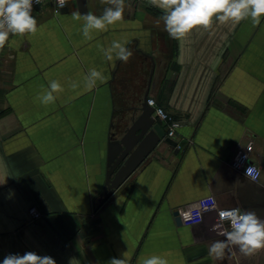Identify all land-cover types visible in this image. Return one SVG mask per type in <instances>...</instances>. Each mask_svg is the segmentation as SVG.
I'll use <instances>...</instances> for the list:
<instances>
[{"label": "crops", "instance_id": "0c3cea01", "mask_svg": "<svg viewBox=\"0 0 264 264\" xmlns=\"http://www.w3.org/2000/svg\"><path fill=\"white\" fill-rule=\"evenodd\" d=\"M105 7L68 0L55 13L45 2L32 12L38 31L10 36L0 50V264L28 251L56 264H109L123 252L129 264L163 253L169 264H264V250L210 254L212 240L226 238L210 230L214 212H193L214 196L222 208L264 219V18L255 27L214 18L209 28L173 40L160 9L125 0L123 21L86 40L72 12L99 16ZM112 40L129 41L127 63L104 59L100 48ZM149 54L156 59L149 97L179 123L178 151L158 146L100 204L111 142L142 113ZM91 67L107 80L86 91L82 77ZM51 80L64 91L43 105L37 96ZM249 144L262 169L258 181L231 166Z\"/></svg>", "mask_w": 264, "mask_h": 264}, {"label": "clouds", "instance_id": "9594fccd", "mask_svg": "<svg viewBox=\"0 0 264 264\" xmlns=\"http://www.w3.org/2000/svg\"><path fill=\"white\" fill-rule=\"evenodd\" d=\"M68 0H56L58 8H64ZM153 7L161 10L163 15L164 31L173 40H180L188 33L203 27L209 28L215 21L225 24L231 22L239 24L250 20L255 27L264 18V0H145ZM41 0H0V50L9 43L10 36L34 35L38 31L37 19L32 15L33 5L40 4ZM108 5L102 15H95L88 11L72 12L74 21L82 22L81 31L86 40H92L94 34L107 32L109 26L124 19L125 0H101ZM127 40H112L100 50L106 61L119 60L127 63L133 56L132 50L127 46ZM83 87L90 91L106 82L102 69L91 67L84 74ZM79 82H73L71 87L76 89ZM64 91L60 81H49L48 87L43 88L37 99L43 105L56 102L58 94ZM254 169L247 168L246 176H251ZM211 199V197H210ZM212 210H216L213 200ZM218 219L210 229L226 239H214L209 245L210 254L218 259L224 257L225 251L231 252L233 248L245 256L264 250V219H261L254 210H241L240 207L220 209ZM2 264H56L51 256H41L34 251L20 254H9L4 257ZM109 264H129L127 253L123 252L120 258H112ZM140 264H169L167 253L153 254L141 258Z\"/></svg>", "mask_w": 264, "mask_h": 264}, {"label": "water", "instance_id": "95a60500", "mask_svg": "<svg viewBox=\"0 0 264 264\" xmlns=\"http://www.w3.org/2000/svg\"><path fill=\"white\" fill-rule=\"evenodd\" d=\"M79 4L81 8H85L87 0H79ZM149 56L152 59V69L141 107L142 113L133 121L126 133L111 142L100 204L106 202L158 146L168 144L178 151V141L166 135L165 128L154 117L155 107L148 104L156 70V59L152 54ZM177 221L181 223L180 218Z\"/></svg>", "mask_w": 264, "mask_h": 264}, {"label": "built area", "instance_id": "2783aa9c", "mask_svg": "<svg viewBox=\"0 0 264 264\" xmlns=\"http://www.w3.org/2000/svg\"><path fill=\"white\" fill-rule=\"evenodd\" d=\"M45 2L54 3V12L55 13H59L63 9V8L57 7L56 0H41L40 4H34L33 5V9H35L36 7H38L39 5H41ZM66 6H67V4H66ZM148 103H149V105L155 107V113H154L155 117L162 120V121H165L168 124V130H167L168 137L174 138L176 136V130H177V127L179 126V123H177L173 119V117L169 113H167V111L162 106H160L157 103V101L154 97H149ZM252 149H253V144H249L246 147V149L239 150L235 154V156L233 157V159L231 161V166L236 171H239L243 174L246 173L247 168L252 167L254 169V171H253L252 175L248 176V177H250L251 179H253L255 181H258V180H260V178L262 176V169L259 165H257L256 163L251 161L250 152ZM210 197H211V199H210ZM213 200L216 203V210H212ZM220 209H224V208L219 206L216 198L214 196H207L204 199H202L200 204L193 210V212L198 218L204 214L214 212L216 214V220H215V223H216V221L218 219L217 212ZM30 212L33 215V217H35V218H39L41 216V212L35 206L31 207Z\"/></svg>", "mask_w": 264, "mask_h": 264}]
</instances>
